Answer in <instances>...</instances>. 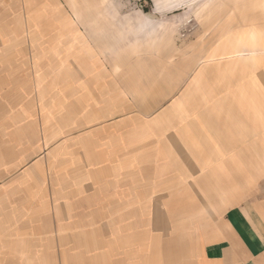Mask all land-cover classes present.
Wrapping results in <instances>:
<instances>
[{
  "label": "crops",
  "instance_id": "0c3cea01",
  "mask_svg": "<svg viewBox=\"0 0 264 264\" xmlns=\"http://www.w3.org/2000/svg\"><path fill=\"white\" fill-rule=\"evenodd\" d=\"M29 2L0 0V87L10 82V59L24 60L30 48L41 61L43 26L50 41L65 27L61 39L74 42V24L52 19H33L23 24L30 33L12 34V22L26 15ZM232 34L240 51L218 50L227 40L208 51L179 92L152 102L157 109L146 117L138 105L130 114L118 113L119 98L110 94L115 78H97L110 88L108 98L98 99L105 109L98 103V114L83 116L94 128L84 125L63 136L62 161L73 180L66 190L54 189L55 213L54 206L49 212L67 220L51 232L54 250L67 251L66 264H84L87 251L96 250L97 264H264V30ZM18 69L16 74L25 70ZM124 73L119 67L109 72ZM23 148L27 155L42 153L39 145ZM77 219H114L117 226L112 230L102 221L104 227H80L71 221ZM28 235L21 250L40 249L38 234Z\"/></svg>",
  "mask_w": 264,
  "mask_h": 264
},
{
  "label": "rangeland",
  "instance_id": "374dc122",
  "mask_svg": "<svg viewBox=\"0 0 264 264\" xmlns=\"http://www.w3.org/2000/svg\"><path fill=\"white\" fill-rule=\"evenodd\" d=\"M33 1L26 15L12 22L11 28L15 29L11 33L19 34L20 29L27 30L21 34L30 33L29 27H23L26 22L52 19L54 24H74V42L61 39L64 35L60 36V32H66L65 27L58 28L56 41H50L49 28L43 26L44 47L38 56L41 61H35L34 53L39 52L30 48L24 60L10 59V85L0 87V264H66L67 251L54 250L57 237L51 232L66 225L67 220L56 215L54 218L49 212L54 206L55 213L54 189L66 190L67 181L73 180L71 170L65 169L66 161H62L66 156L63 136L70 129L82 131L84 125L94 128V123H83V116L98 114L94 108L108 98L105 92L110 88L97 78H115L116 86L112 85L110 94L119 98L117 106L123 111L118 113L130 114L138 105V114L146 117L157 109L151 108L153 103H164V98L179 92L178 87L191 77L194 67L203 64L208 51L225 40L218 50L234 51L232 39L238 37L233 31L264 30V0ZM18 13L17 10L15 14ZM145 18L165 28L150 33L143 28ZM249 61L258 64V58L251 57ZM19 66L25 70L16 74L22 70ZM116 67L126 73L109 74ZM173 86L177 91L169 89ZM131 97L132 101H128ZM99 98L104 100L98 102ZM52 142L55 147L48 150ZM36 145L42 151L40 155L25 154L23 147ZM31 182L36 184L29 186ZM71 221L92 229L104 227L99 226L104 222L112 230L117 226L114 219ZM143 221L139 219V223ZM34 231L40 249L21 250L28 242V233ZM98 258L97 250L87 251L84 264H97Z\"/></svg>",
  "mask_w": 264,
  "mask_h": 264
},
{
  "label": "clouds",
  "instance_id": "9594fccd",
  "mask_svg": "<svg viewBox=\"0 0 264 264\" xmlns=\"http://www.w3.org/2000/svg\"><path fill=\"white\" fill-rule=\"evenodd\" d=\"M143 28H148L150 33L160 32L165 28L164 24L156 23L152 21L150 18H145L143 20ZM143 28L141 30H143Z\"/></svg>",
  "mask_w": 264,
  "mask_h": 264
}]
</instances>
